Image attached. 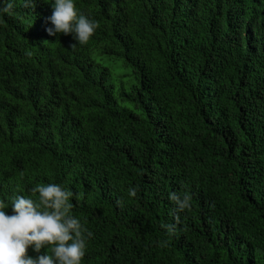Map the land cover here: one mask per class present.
I'll use <instances>...</instances> for the list:
<instances>
[{
  "label": "trees",
  "instance_id": "trees-1",
  "mask_svg": "<svg viewBox=\"0 0 264 264\" xmlns=\"http://www.w3.org/2000/svg\"><path fill=\"white\" fill-rule=\"evenodd\" d=\"M12 2L0 13L6 211L58 184L93 233L81 264H264V0H74L99 23L75 50L72 34L47 32L54 0ZM118 60L132 88L109 83ZM172 192L192 206L169 236Z\"/></svg>",
  "mask_w": 264,
  "mask_h": 264
},
{
  "label": "clouds",
  "instance_id": "clouds-1",
  "mask_svg": "<svg viewBox=\"0 0 264 264\" xmlns=\"http://www.w3.org/2000/svg\"><path fill=\"white\" fill-rule=\"evenodd\" d=\"M25 8H35L36 0H23ZM12 0L0 5V13L11 14ZM52 14L47 19L53 27L47 28L51 36L58 33L72 34L78 43L86 45L95 34L99 23L78 14L74 0H54ZM31 56V52L26 53ZM23 174V173H21ZM38 193V200L18 195L11 202L12 214L4 200H0V264H81L86 254L87 239L93 233L84 227L80 220L72 215V198L79 200L76 193L64 189L58 184H38L31 189ZM128 195L136 197L137 190L129 188ZM169 199L176 205L175 223L162 225L167 235L176 233L180 224V213L191 209L192 195L188 192L169 194ZM123 206V201H118ZM163 241L161 246H167ZM38 255H29V248ZM51 248V254L41 250Z\"/></svg>",
  "mask_w": 264,
  "mask_h": 264
},
{
  "label": "rangeland",
  "instance_id": "rangeland-1",
  "mask_svg": "<svg viewBox=\"0 0 264 264\" xmlns=\"http://www.w3.org/2000/svg\"><path fill=\"white\" fill-rule=\"evenodd\" d=\"M115 67V64L113 65ZM127 82V87L132 88L135 83V75L130 67L122 65V61L118 60L114 70V74L111 77L109 83L114 84L116 88L122 85V82Z\"/></svg>",
  "mask_w": 264,
  "mask_h": 264
}]
</instances>
